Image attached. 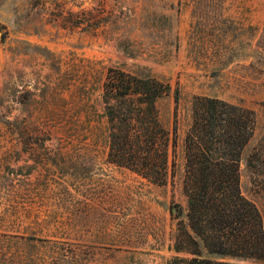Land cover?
Returning a JSON list of instances; mask_svg holds the SVG:
<instances>
[{"label": "rangeland", "instance_id": "1", "mask_svg": "<svg viewBox=\"0 0 264 264\" xmlns=\"http://www.w3.org/2000/svg\"><path fill=\"white\" fill-rule=\"evenodd\" d=\"M109 69L170 86L164 186L107 162ZM195 97L254 112L240 190L264 227V0H0V264H191L170 248Z\"/></svg>", "mask_w": 264, "mask_h": 264}, {"label": "trees", "instance_id": "2", "mask_svg": "<svg viewBox=\"0 0 264 264\" xmlns=\"http://www.w3.org/2000/svg\"><path fill=\"white\" fill-rule=\"evenodd\" d=\"M169 93L170 86L154 77L139 78L117 69L108 70L103 84L107 162L155 186H164L173 175L174 140L157 105ZM255 127L252 110L213 97L193 99L182 180L187 228L180 224L174 244L175 251L193 256L191 264L264 259L261 214L240 190L241 156ZM175 211L176 218L184 214L181 208Z\"/></svg>", "mask_w": 264, "mask_h": 264}, {"label": "crops", "instance_id": "3", "mask_svg": "<svg viewBox=\"0 0 264 264\" xmlns=\"http://www.w3.org/2000/svg\"><path fill=\"white\" fill-rule=\"evenodd\" d=\"M175 239H176V236L174 237V239H173V245H172L171 248H170L171 251L174 252V254H176L174 258L179 257L178 255H180V254H181V255H183V254L186 255V253L175 251V249H174Z\"/></svg>", "mask_w": 264, "mask_h": 264}]
</instances>
